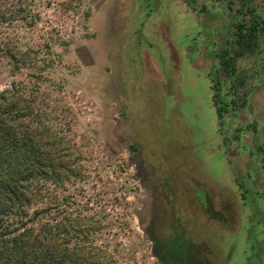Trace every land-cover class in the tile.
I'll return each mask as SVG.
<instances>
[{
    "label": "rangeland",
    "instance_id": "rangeland-1",
    "mask_svg": "<svg viewBox=\"0 0 264 264\" xmlns=\"http://www.w3.org/2000/svg\"><path fill=\"white\" fill-rule=\"evenodd\" d=\"M241 3L0 0V88L69 163L41 206L105 264H264V29L221 121L210 81Z\"/></svg>",
    "mask_w": 264,
    "mask_h": 264
},
{
    "label": "trees",
    "instance_id": "trees-1",
    "mask_svg": "<svg viewBox=\"0 0 264 264\" xmlns=\"http://www.w3.org/2000/svg\"><path fill=\"white\" fill-rule=\"evenodd\" d=\"M240 14L228 31V40L217 52V65L210 73L213 101L218 119L236 109L237 59L258 50L264 21L242 0ZM249 15L248 18L244 16ZM222 72L226 77L220 80ZM243 79V78H242ZM242 79L240 80L243 83ZM22 97L0 95V264H105L87 241V217L54 218V187L63 179L59 170L68 162L54 156V142H43L38 128L23 121ZM240 186H243L241 183ZM47 206V207H46ZM47 217H43V216ZM80 236V239L74 237ZM77 240V241H75ZM166 264H202L196 258H178L166 248Z\"/></svg>",
    "mask_w": 264,
    "mask_h": 264
},
{
    "label": "built area",
    "instance_id": "built-area-1",
    "mask_svg": "<svg viewBox=\"0 0 264 264\" xmlns=\"http://www.w3.org/2000/svg\"><path fill=\"white\" fill-rule=\"evenodd\" d=\"M3 92V88H0V93H2Z\"/></svg>",
    "mask_w": 264,
    "mask_h": 264
}]
</instances>
